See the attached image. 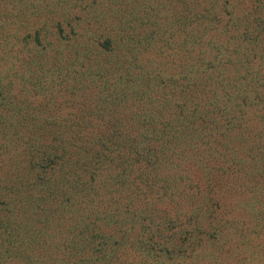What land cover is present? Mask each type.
Here are the masks:
<instances>
[{
  "label": "trees",
  "instance_id": "16d2710c",
  "mask_svg": "<svg viewBox=\"0 0 264 264\" xmlns=\"http://www.w3.org/2000/svg\"><path fill=\"white\" fill-rule=\"evenodd\" d=\"M0 264H264V0H0Z\"/></svg>",
  "mask_w": 264,
  "mask_h": 264
}]
</instances>
